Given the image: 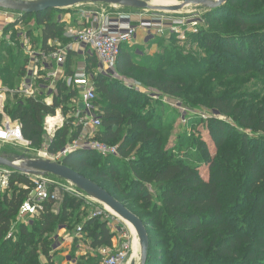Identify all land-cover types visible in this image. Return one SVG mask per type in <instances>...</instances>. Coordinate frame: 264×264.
<instances>
[{"label":"trees","instance_id":"obj_1","mask_svg":"<svg viewBox=\"0 0 264 264\" xmlns=\"http://www.w3.org/2000/svg\"><path fill=\"white\" fill-rule=\"evenodd\" d=\"M54 12L22 16L14 23L29 24L35 19L39 36L35 37L33 30H28L25 39L38 40L41 54L46 57L59 51L58 46L49 45L51 41L59 42L60 46L71 43L65 37L64 26L53 20ZM206 17L210 24L219 26L220 32L214 28L204 31V46L210 48L214 41L218 43L214 56L205 64L172 49L160 56L161 65L142 66L135 62L131 50L124 49L129 46L126 44L121 47L116 71L120 75L142 73L146 88H153L168 98L187 96L193 90V83L202 82L193 99L198 102L187 97L181 100L188 105L203 103L220 115L230 117L236 125L232 127L218 118L208 120L211 138L218 153L221 152L212 159L203 145L206 148L204 157L210 166L209 180L202 178L199 167L187 157L172 158L167 144L169 134L160 119H152L157 117L151 109L153 100L104 75L95 80L97 97L99 94L104 102L99 110L102 125L96 139L118 146L119 157L128 166H121L123 164L118 163L116 157L103 160L101 155L88 150L75 151L61 162L98 184L144 222L150 244L147 264H264V137L254 138L240 132L244 129L264 133V0H230L209 11ZM16 25L11 26L14 29ZM202 34L192 37V41L201 39ZM2 37L0 84L15 90L20 84L18 80L29 75L30 58L24 55L20 37L13 36L10 40ZM219 51L225 55H219ZM66 54V77H70L74 75L70 69L71 50ZM207 63L210 64L206 68ZM199 66L206 71L200 72ZM91 68L90 65L88 70ZM210 73L236 80L229 82L224 92L215 91L210 87L213 83L205 79ZM241 79H245L241 87L231 90ZM37 82L41 86L48 81L40 79ZM250 83H256L257 87L253 86L252 92L244 94L242 86ZM207 85L209 94L203 93ZM56 87L54 103L50 106L41 98L24 97L13 107L6 104L3 108L10 119L22 123L24 138L33 148L42 145L46 119L55 117L60 109L67 111L64 103L76 97V91L71 90L67 82L60 80ZM12 95L20 96L18 93ZM3 113L0 109V125L4 122ZM73 121L69 120L57 131L49 153L56 155L79 138L80 128L74 127L77 130L70 132ZM134 154L155 165H142L140 157L133 160ZM98 180L109 184L108 187L105 189ZM15 184L28 186L30 182L27 176L14 173L10 183L12 197L0 198V264H59L53 261V241L43 240L51 231L66 226L65 222L71 218L67 207L77 206V199L65 197L62 216L53 213L52 205L48 204L47 212L30 223L31 229L21 224L18 234L12 238L13 220L18 217L28 195L27 190H18ZM148 185L160 191L159 203ZM137 211L145 214L140 216ZM151 227L155 236L149 234ZM82 230L91 231L92 248L112 247L114 235L107 223H99L94 218ZM98 258L101 257L82 264H100Z\"/></svg>","mask_w":264,"mask_h":264},{"label":"rangeland","instance_id":"obj_2","mask_svg":"<svg viewBox=\"0 0 264 264\" xmlns=\"http://www.w3.org/2000/svg\"><path fill=\"white\" fill-rule=\"evenodd\" d=\"M25 1H34V0H25ZM184 0H152L151 4L154 6H173V5H180L183 3ZM95 6V7H94ZM117 6H107V5H92V4H85L81 5L79 7H75L72 9H66L64 11H55L52 15V18L55 22L62 24L64 26V30H70L72 28H81L83 26H89L94 17L96 16H87L85 11H99L100 8H104L107 10V12L111 13H119V12H135V11H127L130 9H124V8H115ZM178 12V13H176ZM176 12H168V11H160V10H150L149 14L147 15V19H155L160 18L164 22L166 28L163 32L157 33L156 31H153L152 35L146 36V39L141 43L136 45V43L131 46H127L124 49L125 50H131V53L133 55V59L137 64L143 65H150L151 67H157L161 65L160 56L163 54H166V50H180L186 57L191 56L196 58L199 62L207 61L210 57H213L215 54V51L218 49L216 41H214V44L212 47L204 46L205 39H204V33L209 31L210 29L214 28V30H217V32H220V28L218 25L210 24L208 21V18L206 17L209 10L204 9L202 6H194L189 5L185 7L183 10L176 11ZM184 22L186 24V27H189V24L192 22L197 23V25L194 27V32L192 34L188 35V41H180L179 37L175 34H172L171 27L174 22ZM16 23V22H15ZM16 25L14 23H9L5 27H3V24L0 22V32L2 31V39L10 40L13 36L20 37V42L23 41V37L26 38V34L28 30H33V35L39 36V30L38 25L35 19L30 20L29 24H22L19 26L18 29L16 27H13L11 25ZM213 26V27H212ZM182 28V27H181ZM205 31V32H204ZM144 32L142 30L138 31V34H143ZM202 34V38L200 37L196 39L194 42L192 41V37L197 38V36ZM144 35V34H143ZM30 40V49L32 52L38 54L40 50V42L36 39H32V37L28 38ZM139 41L142 40V38H138ZM37 41V42H36ZM136 41V40H135ZM59 49L63 52L64 55H66L67 47L65 46H58ZM64 47V48H63ZM77 49V47L75 48ZM88 56V63L93 68H95L97 71L98 68L101 67L99 64V61L94 55L85 53ZM220 55H225L224 53L218 52ZM25 55V54H24ZM26 56V55H25ZM34 56L30 55V62L31 58ZM226 58V57H225ZM83 60L78 59L77 61V70L83 66ZM65 64V63H64ZM210 64V63H209ZM207 63L205 66L206 68L209 66ZM96 65V66H95ZM83 68V67H82ZM206 68L198 67V70L200 72H205ZM48 78H52V80H49L47 84L41 85L43 87H40L39 83L37 82L36 86L34 87V90L36 92L37 98H41L43 100H46L47 94L49 91L55 92L57 91V83H55L58 79L60 81V76L57 75L52 76V72L46 73L43 75ZM115 78L110 77L111 79H117L118 81L122 82L123 84L127 85L128 87L137 90L138 92H143L147 96H149L153 101L151 104V109L154 110V116L152 117L154 120L160 119L163 123V127L166 131V133L169 134V141H168V149H170L173 153L172 158H177L179 156L187 157L189 161L196 166L199 167L201 176L204 180H209L210 178V166L209 161L206 159L205 151L206 149L203 145L207 147V151L210 153V157L214 159L217 157L221 152L218 153V150L216 148L215 143L213 142L210 132L208 130V120L210 118H218L224 122L229 123L232 127H235L236 125L231 120L230 117H225L220 115L215 110H212L208 107H206L203 103L202 105H188V103H184V100H181V98L187 97L190 101L198 102L197 100H193L195 97L196 92L199 90L202 82L197 81L193 83V90L191 94H188L187 96H177L174 98H168L165 96H162L159 94L155 89L153 88H146L145 84L142 82L143 74L142 73H135V74H125L120 75L117 73L115 74ZM108 77V76H107ZM250 78V77H249ZM205 79H208V83H213L212 90L224 92L225 89L229 87V82L236 80L234 77H228L219 75L215 77L213 73H210L209 76H206ZM245 79H241L235 83V85L232 86L231 90H234L235 88H240L241 84L243 83ZM54 81V82H53ZM20 84H18V87H20L23 84V79L18 80ZM58 82V81H57ZM190 81L188 82V84ZM249 83V82H248ZM256 83H250L246 87L242 86L241 90H245L243 93L248 94L249 92H252L254 89L252 88ZM210 87L207 85V87L204 88V92L206 94L210 93ZM259 87V86H258ZM260 88V87H259ZM37 89V91H36ZM71 90L76 91V97H78L79 93L77 89H73L71 87ZM220 94V93H218ZM26 97L25 94H21L18 98L14 95H8L5 100L3 101V106L6 104H10L11 107H13L19 100ZM73 98L71 101L65 102L64 106L68 109L58 110L56 113V116H59L61 119L64 118V123L69 122V120L74 119L73 125H75V118L74 116L78 112L77 109V102L78 99ZM79 98V97H78ZM54 102V101H52ZM48 103H51V99L48 100ZM101 104H104L103 100L101 99L100 95L98 94L97 101L95 102L96 107L101 110ZM101 112V111H100ZM4 121L7 120V117L10 119L9 115L6 113L4 114ZM48 118H54V117H48ZM12 120V119H10ZM48 124V122H47ZM48 128V127H47ZM46 121L44 124V131L45 136L42 141V145L39 148H33L30 143L28 144H14V143H5L0 142V155L13 158L15 156H25L29 159H48L49 156L51 157L53 154L49 153L50 144L51 141H53L54 137L56 136V131L47 132L46 131ZM71 133L75 132L74 126L71 127ZM76 128V127H75ZM240 130V129H239ZM240 132L242 134H246L250 137L258 138V137H264V133L262 132H255L252 130H244L241 129ZM29 142V141H28ZM45 154L48 156L46 157ZM101 157V156H100ZM139 155L134 154V159L138 158ZM105 157L102 156V159L104 160ZM118 158V163H121L123 165L121 166H128L125 164L124 161H122L121 157ZM102 159H97L98 161H102ZM140 160L142 161V165L149 164L150 166L155 165V163H150L148 160L140 157ZM132 170V169H131ZM28 180L30 184L28 186L22 185V184H15V188L19 190H27L28 196L33 192V189L35 188L33 181L35 179L28 177ZM100 185H105L104 181L98 180ZM108 184V183H107ZM109 185V184H108ZM108 185H105V189L108 187ZM112 187H114L112 185ZM150 193L154 196V199L156 202L159 203V196L160 191L157 187L153 185H148ZM13 194V189L10 187H5L0 183V198L1 200H4V198L8 197L11 198ZM65 197L69 198H76L72 195L64 194L62 196L61 202H59L58 206H56V215L62 216V205L64 204ZM78 201L77 206H68L67 210L69 211V214L71 215V218H68L66 223V226L64 227H58L53 232L51 231L48 233V236L44 237L43 242L46 240L45 238H48L49 240L53 241V247L54 251L52 252L54 256L53 261L59 264H76V263H87V261L91 258H96L97 256H100L101 260L98 258L97 260L100 261V264L104 263V256L101 254L102 249H109L110 253H115L118 250H126V253L128 254V257L125 261V264H129L131 262H136L137 264L140 263V245H139V239L136 234V232L133 230H129L126 225L120 221L119 219L115 218L108 210H106V207L101 204L100 202L94 201V200H87V199H79L76 198ZM131 206H134V203L131 204ZM131 207V209H132ZM140 211H137V214L140 216H143L145 213H141ZM135 215V214H134ZM98 219L99 223H107L108 228L113 233V244L112 247H104L100 249L92 248V236L90 237L89 230L82 231L81 233L78 232V228H85L86 224L92 220V219ZM36 220V219H35ZM33 220V222L35 221ZM38 220V219H37ZM23 223V222H22ZM21 220L17 217L15 220H13L12 225V231L10 232L11 237L13 238L14 235L16 237V234H18L21 226ZM29 229L30 228V222ZM28 226V225H27ZM95 228V227H93ZM93 230V229H92ZM16 233V234H15ZM153 233V228H150L149 234ZM18 236V235H17ZM38 236V234L36 235ZM152 238V235H150ZM9 238V236H8ZM7 238V239H8ZM37 238V237H36ZM40 238L38 237V240ZM17 241V238L15 239V242ZM152 247H154V243L151 244ZM44 258H42L43 261ZM47 262V261H45Z\"/></svg>","mask_w":264,"mask_h":264},{"label":"built area","instance_id":"obj_3","mask_svg":"<svg viewBox=\"0 0 264 264\" xmlns=\"http://www.w3.org/2000/svg\"><path fill=\"white\" fill-rule=\"evenodd\" d=\"M114 7V6H113ZM120 8V7H115ZM135 12H119L111 13L107 12L104 8H100L99 11H85L88 16L94 17L92 23L89 26H83L81 28H72L67 30L65 37L71 41V43H77L85 48H88L99 61L101 67L98 71L95 69L92 72H78L70 77H64L62 80L67 82L68 87L77 89L79 95L77 98L78 112L74 116L76 122L74 127L80 128L79 138L70 143L64 150L56 155L49 156V160L54 162H62V160L69 154L78 150H88L98 153L103 157H119L118 146H110L98 141L96 138L102 121L99 115V109L96 107L95 102L97 100L95 80L100 76H108L115 78L116 74V62L120 55L121 47L123 45H131L136 40V36L139 30L146 32L147 36L152 35L153 31L157 33L163 32L166 28L162 19L153 18L147 19V15L150 10H127ZM5 16L6 23H15L18 18L22 17V14L17 12L0 10ZM180 12V11H179ZM178 13V12H176ZM23 23H19L15 26L16 29ZM197 23L192 22L189 27H186L184 22H174L171 27L172 34L179 37L180 41H188V35L194 32V27ZM182 27V28H181ZM196 28V27H195ZM2 35V34H0ZM72 45V44H71ZM70 45V46H71ZM69 46V47H70ZM25 54L30 58V55L34 56L32 63L34 68L30 69L29 75L23 81V85L15 90H10L0 84V109L3 113V101L8 94H25L26 97L35 98L36 92L34 87L37 81L40 79H46L40 73L47 71L49 66V59H55L58 64H64L66 61V55L59 49L58 52L51 54L49 57L38 55L31 51L30 46L23 44ZM68 50H71L68 49ZM41 57L38 58V57ZM41 64V68L39 66ZM55 78L57 74H53ZM50 79V78H49ZM48 81V80H47ZM43 87V86H40ZM37 91V89H36ZM53 95L52 91L48 94ZM47 105H52L48 102ZM48 119V118H47ZM47 128V127H46ZM77 130V129H76ZM47 132H51L49 128ZM0 142L16 143V144H29L23 135V125L20 121H13L7 117L2 125H0ZM31 145V143H30ZM47 157L48 155L45 154ZM15 172L9 168L0 167V183L6 188L11 183V178ZM30 178L35 179L33 181L35 188L30 196L23 202L20 207L18 218L22 224L29 225L28 222H33L36 218L42 216L47 212V205H52V212L57 213L56 206L62 200L64 194L72 195L79 199L94 200L86 196L83 192L79 191L71 183L57 180L51 176H38ZM96 201V200H94ZM98 202V201H97ZM82 228H78V232L81 233ZM101 254L104 256L103 264H125L128 257L126 250H118L115 253H110L109 249H102Z\"/></svg>","mask_w":264,"mask_h":264},{"label":"water","instance_id":"obj_4","mask_svg":"<svg viewBox=\"0 0 264 264\" xmlns=\"http://www.w3.org/2000/svg\"><path fill=\"white\" fill-rule=\"evenodd\" d=\"M151 1L152 0H0V10L17 12L22 14L23 17L40 14L49 10L60 11L71 9L85 4L117 6L136 11L160 10L168 12L181 11L189 5H194L202 6L204 9L211 11L224 6L230 0H184L180 5L166 7L154 6L151 4ZM0 167L9 168L15 173L18 172L27 177H56L62 181L71 183L89 198L100 202L123 221L132 225L140 243L139 264H147L150 244L148 231L144 222L95 182L68 168L63 163L54 162L49 159H29L25 156L18 155L9 158L0 155ZM129 264L137 263L131 262Z\"/></svg>","mask_w":264,"mask_h":264},{"label":"crops","instance_id":"obj_5","mask_svg":"<svg viewBox=\"0 0 264 264\" xmlns=\"http://www.w3.org/2000/svg\"><path fill=\"white\" fill-rule=\"evenodd\" d=\"M95 7V6H94ZM75 8V7H74ZM72 9V8H71ZM0 22H1V24H3V27H5L6 25H7V23H6V19H5V16L2 14V12H0ZM19 28V27H18ZM143 31V30H142ZM144 33V35L143 34H137V36H136V41H134L133 43L135 44L136 43V45H138V44H141L145 39H146V36H147V34H146V32L145 31H143ZM0 34H2V31L0 32ZM1 37L3 36V35H0ZM138 38H142V40L141 41H139V39ZM23 41L24 42H22L23 44H25V45H27V46H30V41L28 40V39H25L24 37H23ZM72 44V45H71ZM49 45H51V46H60V44H59V42H57V41H51L50 43H49ZM71 45V46H70ZM131 45H133V44H131ZM131 45H129V46H131ZM70 46V47H69ZM62 47V46H61ZM65 47H67V49H70L71 48V52H72V56H71V58H72V67H70V69H71V72H73L74 74H76V73H78V72H92V71H94L95 70V68H91V70H88V67L90 66L89 65V63H88V56L85 54L86 52L88 53V54H91V52H90V50L88 49V48H85L84 46H82V45H80V44H77V43H70L68 46H65ZM77 47V49H75ZM59 48V47H58ZM31 49H32V47H31ZM24 51H25V49H24ZM41 54V51L39 50V53H38V55H40ZM26 55V54H25ZM91 55H93V54H91ZM38 58H40L41 59V57L39 56ZM66 59H67V54H66ZM78 59H81V60H83V66H81V68H79L78 70H77V61H78ZM31 61H32V59H31ZM49 66H48V68H47V71H46V73H50V72H52V76H53V74H57L58 76L59 75H61L60 77V80H62L64 77H66V74H67V65H66V61H65V64H58L57 63V61L55 60V59H49ZM39 66H40V68L42 67L41 66V64H39ZM83 67V68H82ZM34 68V63H32V62H30V69H33ZM49 80H52V78H48V81ZM58 82H59V79L57 80ZM57 81L55 82V83H57ZM54 82V81H53ZM23 85V84H22ZM21 85V86H22ZM2 86V85H1ZM20 86V87H21ZM19 88V87H18ZM54 96H55V92H53V95L51 96V94L49 93V94H47V97H46V102H48V100L49 99H51V103L50 104H53L54 102H52V101H54ZM78 97H76V99H77ZM81 98V97H80ZM79 98V99H80ZM55 118V124H54V127L53 128H51V127H49L48 125H47V122H49L50 120H49V118L48 119H46V127H48L49 128V130H51V131H58V130H60L61 128H63V126H64V118L63 119H61L59 116H55L54 117ZM58 123H60V124H58ZM46 260L45 259H43V262H45Z\"/></svg>","mask_w":264,"mask_h":264},{"label":"bare ground","instance_id":"obj_6","mask_svg":"<svg viewBox=\"0 0 264 264\" xmlns=\"http://www.w3.org/2000/svg\"><path fill=\"white\" fill-rule=\"evenodd\" d=\"M177 5V4H176ZM173 6H175V5H173ZM160 7H166V6H160ZM49 122H48V126L49 127H51V128H53L54 127V124H55V118H49ZM58 124H60V123H58ZM51 131V130H50ZM106 210H108L113 216H115V218H117V219H119L120 221H122L125 225H126V227H128V229L129 230H133L134 228L132 227V225L131 224H129V223H126L125 221H123L121 218H119L115 213H113L111 210H109L108 208H106ZM134 231H135V229H134ZM139 245H140V243H139Z\"/></svg>","mask_w":264,"mask_h":264}]
</instances>
